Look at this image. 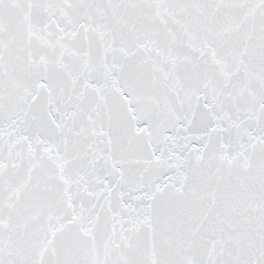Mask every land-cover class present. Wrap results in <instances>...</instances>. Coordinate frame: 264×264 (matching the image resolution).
<instances>
[{"label":"snow or ice","instance_id":"6c2138e0","mask_svg":"<svg viewBox=\"0 0 264 264\" xmlns=\"http://www.w3.org/2000/svg\"><path fill=\"white\" fill-rule=\"evenodd\" d=\"M0 264H264V0H0Z\"/></svg>","mask_w":264,"mask_h":264}]
</instances>
